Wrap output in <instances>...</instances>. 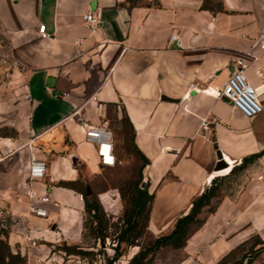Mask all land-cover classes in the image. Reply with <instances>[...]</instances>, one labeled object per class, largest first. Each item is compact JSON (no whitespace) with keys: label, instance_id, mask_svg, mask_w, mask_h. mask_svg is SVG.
I'll return each mask as SVG.
<instances>
[{"label":"crops","instance_id":"obj_1","mask_svg":"<svg viewBox=\"0 0 264 264\" xmlns=\"http://www.w3.org/2000/svg\"><path fill=\"white\" fill-rule=\"evenodd\" d=\"M88 7L100 9L95 28L83 20ZM262 30L264 0H0L2 56L20 62L13 68L0 59V211L10 212L3 222L12 251L26 264H89L56 247L83 244L80 169L99 178L101 168L116 165L120 122L129 124L133 146L145 158L142 184L154 196L148 230L155 237L172 231L221 168L250 160L258 166L259 178L236 197H223L191 231L177 249V264H218L251 236L264 240ZM239 59L260 92L263 111L252 118L214 93L190 89L192 82L223 87ZM78 110L113 130L115 165H101ZM204 118L217 119L206 132ZM31 153L48 167L45 178L32 183ZM92 159L98 167L90 171ZM31 188L50 193L48 216L30 213ZM97 199L108 215L116 214L118 199L110 191ZM29 233L37 247L26 241ZM251 264H264V250Z\"/></svg>","mask_w":264,"mask_h":264},{"label":"rangeland","instance_id":"obj_2","mask_svg":"<svg viewBox=\"0 0 264 264\" xmlns=\"http://www.w3.org/2000/svg\"><path fill=\"white\" fill-rule=\"evenodd\" d=\"M141 2L143 0H136ZM6 38L0 32V56L2 51L6 50ZM122 125V136H121V149L118 161L114 167H103L100 169L99 178L91 176L85 172L84 169H80L83 174L82 181L79 182V187L83 191L85 197L88 200H98L97 194L107 189L110 191L111 196L117 197L116 214L108 215L107 213V224H108V237L105 239H96L90 232L88 216L85 215V236L83 244L85 248H92L93 254H90L87 258L89 264H129L131 259L139 253L141 250L149 248L157 237L153 236L148 228H142L141 235L135 240L133 245L125 242H118L117 236L123 227L124 215L131 208V198L135 194L137 187L143 188L144 183V168L145 163L139 153L135 150L132 142V133L127 122H120ZM116 139V138H115ZM116 142V140H115ZM90 171L97 169V164L89 163ZM233 168L228 174V171ZM230 169L226 174L220 175L223 177L216 191V196L211 200L210 205L203 208L199 218H204L210 210L215 208L216 204L225 196L236 197L247 185L254 179L259 178L258 166L255 160L249 162L243 161L238 164H231ZM75 170V171H73ZM73 172L78 174L79 169H73ZM76 174V175H77ZM219 176V177H220ZM213 182L209 183L210 185ZM210 185H207L209 187ZM206 187V188H207ZM145 188V186H144ZM205 188V189H206ZM89 190V194L87 193ZM190 212V211H189ZM144 226H146V217L141 219ZM2 228H8L7 223L3 222V226L0 225V239L4 238L1 236ZM260 239L257 236H251L241 247L237 248L232 254L231 260H237L246 258L252 255L261 244ZM117 254L121 256L117 257ZM117 257L116 259H114ZM182 258L180 250L173 249L170 246L162 247L156 252L151 264H177ZM246 262V259H245ZM27 263V258H26Z\"/></svg>","mask_w":264,"mask_h":264},{"label":"trees","instance_id":"obj_3","mask_svg":"<svg viewBox=\"0 0 264 264\" xmlns=\"http://www.w3.org/2000/svg\"><path fill=\"white\" fill-rule=\"evenodd\" d=\"M132 1L134 0H131V2ZM139 155L145 163L144 156H142L140 153ZM230 167L231 165L221 168L218 174L214 176L217 177L215 179L212 177L214 180L212 178L209 180V183H213L193 201L190 212L177 219L174 228L170 233L158 236L149 248L141 250L139 253H137L131 259L129 264H151L156 252H158L162 247L170 246L173 249L183 248L186 245L191 231L195 228L200 227L204 223L205 218H199V216L202 213L203 208L210 205L211 200L216 196V191L219 186L218 182H220V180H222L224 177H221L220 175L226 174ZM232 168L233 165L228 171V174L231 172ZM153 197V193H151L147 187L136 188L135 194L131 198V208L124 215L123 227L116 237L119 243L125 242L127 244L133 245L135 240L141 235L142 228H148V220L152 207ZM84 200L85 215H87L89 218L88 222L90 232L97 240L105 239L106 237H108V215L106 211L102 207L99 200L90 201L87 197H85V195ZM214 210L215 208L210 210L209 213L213 212ZM142 217H146V226H144L141 221ZM85 228H87V225L85 224L84 216L83 237L85 236ZM1 236H3L4 238L0 239V264H26L25 256H23L20 252L15 253L12 251L7 240L8 229L2 228ZM259 244H261V246L256 249L252 255L246 258L231 260L232 254L235 252L233 251L218 264H251L254 258L264 250V240L260 239ZM56 248L64 251L68 255H78L83 258H88L90 254L94 253L93 250L85 249L82 245H68L66 242H63ZM118 256H121V254H117V257ZM117 257H115L114 259H116Z\"/></svg>","mask_w":264,"mask_h":264},{"label":"built area","instance_id":"obj_4","mask_svg":"<svg viewBox=\"0 0 264 264\" xmlns=\"http://www.w3.org/2000/svg\"><path fill=\"white\" fill-rule=\"evenodd\" d=\"M83 20L90 28L97 27L101 23L100 9L88 7L83 15ZM39 32L44 38L50 36L46 31V26L43 24L39 27ZM177 39V34L172 35V42ZM80 43L81 39H78L77 44ZM258 45L264 50V30L260 32ZM0 59L3 64H7L13 68L20 66V62L13 57L0 56ZM246 68L247 62L244 59H239L235 62L234 70L223 87L212 88L210 86H202L198 85L196 82H192L190 89L199 92L214 93L217 97L226 99L236 114L244 118H252L260 114L263 111V107L259 100L260 92L247 78L245 73ZM257 73L264 82V69L259 68ZM26 99L29 100L30 95H26ZM94 99H96V97H94ZM75 115L79 117V121L84 128L85 141L96 146L97 155L100 158L101 165H115V136L113 130L106 125H94L90 123L84 118L81 110L76 111ZM216 121V118H204L201 122V131H209L211 125L216 123ZM206 136L209 137V135ZM47 168V162L44 159L39 158L35 153H31L28 170L29 182L32 183L44 179L47 174ZM28 195L31 200L29 206L30 213L38 217L48 216L49 212L45 205L51 201L50 193L39 195L35 189L31 188ZM9 215L10 212L8 210L0 211V225L3 226V220ZM26 241L32 247H37L39 245L38 239L31 236L30 233L26 236Z\"/></svg>","mask_w":264,"mask_h":264},{"label":"bare ground","instance_id":"obj_5","mask_svg":"<svg viewBox=\"0 0 264 264\" xmlns=\"http://www.w3.org/2000/svg\"><path fill=\"white\" fill-rule=\"evenodd\" d=\"M230 164H234L233 162H230ZM217 177V176H216Z\"/></svg>","mask_w":264,"mask_h":264},{"label":"water","instance_id":"obj_6","mask_svg":"<svg viewBox=\"0 0 264 264\" xmlns=\"http://www.w3.org/2000/svg\"><path fill=\"white\" fill-rule=\"evenodd\" d=\"M87 193L89 194V190H87Z\"/></svg>","mask_w":264,"mask_h":264}]
</instances>
